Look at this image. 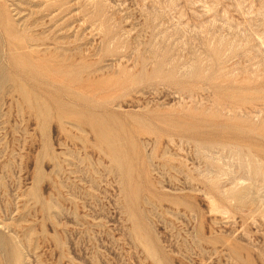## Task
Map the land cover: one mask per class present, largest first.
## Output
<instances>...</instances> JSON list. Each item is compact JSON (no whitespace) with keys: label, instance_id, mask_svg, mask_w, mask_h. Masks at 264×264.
I'll return each mask as SVG.
<instances>
[{"label":"rangeland","instance_id":"1","mask_svg":"<svg viewBox=\"0 0 264 264\" xmlns=\"http://www.w3.org/2000/svg\"><path fill=\"white\" fill-rule=\"evenodd\" d=\"M0 264H264V0H0Z\"/></svg>","mask_w":264,"mask_h":264},{"label":"bare ground","instance_id":"2","mask_svg":"<svg viewBox=\"0 0 264 264\" xmlns=\"http://www.w3.org/2000/svg\"><path fill=\"white\" fill-rule=\"evenodd\" d=\"M47 48H48V47H47ZM56 48H57V46H56ZM62 48H63V47H62ZM45 49H46V48H45ZM45 49L42 50V51H45V52H46L47 49H46V50H45ZM51 49H52V48H51ZM52 51H53V50H52ZM66 51H67V50H66ZM51 54H53V53H51ZM46 55H47V54H46ZM64 55H65V54H64ZM67 55H69V54H67ZM71 56L73 57V55H71ZM83 56H84V55H83ZM56 57H57V56H56ZM55 59H57V58H55ZM85 59H87V57H86ZM62 64H63V62H62ZM59 65H60V64H59ZM57 66H58V65H55L56 68H57ZM44 68H46V66H45ZM93 69H94V68H93ZM97 69H98V68H97ZM87 72H88V71H87ZM92 72H93V71H92ZM97 72H98V71H97ZM85 73H86V72H85ZM85 73H83V74H85ZM87 75H88V74H87ZM89 75H90V74H89ZM92 75L94 76V72H93ZM52 76H53V75H52ZM52 76H51V78H53ZM73 76H74V75H73ZM82 76H83V75H82ZM85 76H86V75H85ZM95 76H96V75H95ZM51 78H50V79H51ZM86 78H87V77H86ZM88 78H89V77H88ZM69 79H70V78H69ZM73 79H75V77H74ZM79 79H80V78H79ZM56 80H57V79H56ZM70 80H71V79H70ZM86 80H87V79H86ZM71 81H72V80H71ZM75 81H76V80H75ZM80 81H81V80H80ZM83 81H84V80H83ZM62 82H63V80H62ZM78 82H79V81H78ZM78 82H77V83H78ZM84 82H85V81H84ZM57 83H59V82H57ZM77 83H76V84H77ZM81 83H83V82H81ZM69 84H71V83H69ZM76 84H75V85H76ZM89 84H90V83H88V85H89ZM53 85H54V84H53ZM91 85H92V84H91ZM79 87H80V86H78V88H79ZM106 87H107V86H106ZM83 88H84V87H83ZM88 88H90V87H88ZM73 90H74V89H73ZM80 90H82V89H80ZM99 90H100V89H99ZM89 91H90V90H89ZM92 91H93V90H92ZM94 91H95V90H94ZM28 92H29V91H28ZM74 92H75V91H74ZM77 92H78V91H77ZM83 92H84V91H83ZM26 93H27V92H25V94H26ZM32 93H33V92H32ZM46 93H48V92H46ZM69 93H70V92H69ZM79 93H80V92H79ZM85 93H86V92H85ZM30 94H31V92H30ZM30 94H29V95H30ZM82 94H83V93H82ZM89 94H90V93H89ZM48 95H51V94L49 93ZM84 95H85V94H84ZM90 95H91V94H90ZM33 96H34V95H33ZM52 96H54V95H52ZM62 97H63V96H62ZM93 99H94V98H93ZM94 100H96V99H94ZM69 101H70V99H69ZM67 102H68V101H67ZM68 105H69V104H68ZM39 107H40V106H39ZM68 110H69V108H68ZM70 110H71V109H70ZM73 111H74V110H73ZM79 111H80V110H79ZM84 111H85V110H84ZM86 111H87V110H86ZM81 113H82V112H81ZM90 120H92V119L90 118ZM90 120H89V121H90ZM92 121H93V120H92ZM96 123H97V122H96ZM91 126H92V125H91ZM95 126H97V125L95 124ZM95 126H94V127H95ZM95 130H96V132H97V129H95ZM224 148L226 149V147H224ZM204 149H205V148H204ZM206 150H207V149H206ZM202 151H203V149H202ZM203 153H204V151H203ZM208 153H209V150H208ZM204 155L206 156V154H204ZM208 157H209V156H208ZM245 157H246V156H245ZM247 159H248V158H247ZM247 164H248V163H247ZM247 166H248V165H247ZM248 167H249V166H248ZM224 187H225V186H224Z\"/></svg>","mask_w":264,"mask_h":264}]
</instances>
